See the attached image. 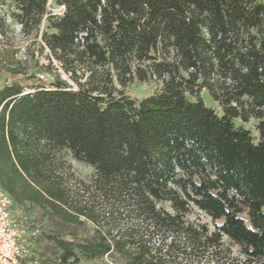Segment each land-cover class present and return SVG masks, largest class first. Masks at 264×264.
<instances>
[{
    "label": "trees",
    "instance_id": "1",
    "mask_svg": "<svg viewBox=\"0 0 264 264\" xmlns=\"http://www.w3.org/2000/svg\"><path fill=\"white\" fill-rule=\"evenodd\" d=\"M12 1L23 35L58 67L47 85L0 88V185L12 208L40 211L58 263L116 253L169 264L180 232L190 250L210 244L217 258L226 236L264 264V3L52 0L57 15L50 0ZM5 58L0 69L26 71ZM134 81L158 89L133 98ZM234 118L256 119L257 135ZM72 160L92 168L87 181ZM193 208L218 222L212 231L185 219Z\"/></svg>",
    "mask_w": 264,
    "mask_h": 264
},
{
    "label": "rangeland",
    "instance_id": "2",
    "mask_svg": "<svg viewBox=\"0 0 264 264\" xmlns=\"http://www.w3.org/2000/svg\"><path fill=\"white\" fill-rule=\"evenodd\" d=\"M257 1L264 3V0ZM49 5L48 10L50 12L57 15L62 14L63 7L61 5L55 4L52 0L49 1ZM14 10L12 0H0V17L5 18V36H0V59H6L5 57H7L12 61L10 63L13 64L22 62V67H25L26 71L24 73L13 74L6 69H0V88L6 84L18 83L26 89L37 79L47 85L52 81L51 69L58 67L57 62L50 59L47 48L44 47L42 51L40 50L39 46L43 45L39 36L36 38V42H33L23 35L17 21L10 16ZM41 28L45 29L44 26H41ZM48 58L51 61V66L43 69L41 65H47L49 63ZM157 89L158 83L155 81H134L128 85L125 91L129 96L140 99L154 94ZM200 96L207 106L213 108L217 114L222 115L221 106L210 97L207 90H202ZM233 121L236 125L249 129L253 136L257 135L255 128L257 123L256 119L250 118L244 122L239 118H234ZM71 164V171L75 176L84 181L89 179L93 171L90 166L74 160L71 161ZM15 207L19 208L18 206ZM22 210L23 214L26 215L27 221L31 224L35 223L38 225L40 230L37 233L28 232L20 238L19 243L22 247L20 264H59L52 245L42 235L43 231L46 230V226L45 221L41 222L38 219L40 211L36 208L29 209L27 207H24ZM241 217L245 222H248L245 214H241ZM122 218L120 222L121 226L124 225L126 227L128 224L136 222L125 219L124 217ZM185 219L193 223L199 221L208 228L209 232L215 228V223H218L195 208L185 216ZM137 223L140 222L137 221ZM91 229L92 224L88 223L86 230L90 232ZM161 236L160 233L154 234L151 243L154 247H157L158 244L160 245ZM175 237L176 244L168 254L167 257L169 258L166 257L169 264H247L245 258L239 253L238 248L226 236L221 237L219 246L221 253L217 255V258L216 256H212L213 254L211 255L213 247L210 244H196L194 242L193 249L190 250L189 247L192 245L186 248L183 233L179 232ZM159 249L164 254L166 247L160 246ZM77 264H126V261L116 253H113L111 256H104L100 260H81Z\"/></svg>",
    "mask_w": 264,
    "mask_h": 264
},
{
    "label": "built area",
    "instance_id": "3",
    "mask_svg": "<svg viewBox=\"0 0 264 264\" xmlns=\"http://www.w3.org/2000/svg\"><path fill=\"white\" fill-rule=\"evenodd\" d=\"M39 230V226L29 223L25 216L13 214L12 201L0 185V264H20V238Z\"/></svg>",
    "mask_w": 264,
    "mask_h": 264
},
{
    "label": "crops",
    "instance_id": "4",
    "mask_svg": "<svg viewBox=\"0 0 264 264\" xmlns=\"http://www.w3.org/2000/svg\"><path fill=\"white\" fill-rule=\"evenodd\" d=\"M16 209V210H15ZM22 209H24V207L23 206H19V208H12V212H13V214H15L16 216H18V217H21V216H25L26 217V215L25 214H23V210ZM22 210V211H21Z\"/></svg>",
    "mask_w": 264,
    "mask_h": 264
}]
</instances>
